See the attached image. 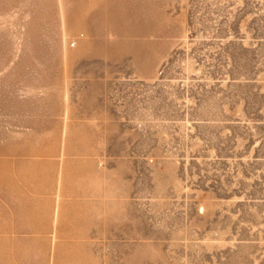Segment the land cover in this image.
Instances as JSON below:
<instances>
[{
  "label": "rangeland",
  "instance_id": "obj_1",
  "mask_svg": "<svg viewBox=\"0 0 264 264\" xmlns=\"http://www.w3.org/2000/svg\"><path fill=\"white\" fill-rule=\"evenodd\" d=\"M0 264H264V0H0Z\"/></svg>",
  "mask_w": 264,
  "mask_h": 264
}]
</instances>
